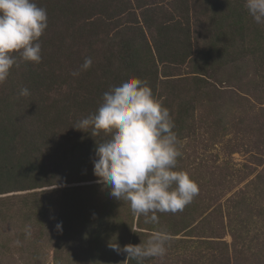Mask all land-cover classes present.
<instances>
[{
    "label": "trees",
    "instance_id": "16d2710c",
    "mask_svg": "<svg viewBox=\"0 0 264 264\" xmlns=\"http://www.w3.org/2000/svg\"><path fill=\"white\" fill-rule=\"evenodd\" d=\"M35 2L48 13V27L40 38L42 60L24 61L12 53L16 63L0 84V193L58 184V178L69 179L71 172L92 177L96 146L109 137L103 131L93 136L91 130L73 125L96 112L104 92L129 77L147 80L169 109L179 139L194 138L199 132L194 118L196 96L202 93L207 77L246 56L254 62L261 57L258 65L264 63V24H257L248 14L245 0ZM86 57L93 60L91 68L73 76ZM24 87L30 90L29 96L18 95ZM64 170L68 173L60 176ZM192 178L199 186L198 171ZM97 179L92 183L100 186ZM104 195L105 201L92 198L83 204L82 223L89 228L86 211L104 215L106 210L104 216H110L108 209L122 210L108 191ZM197 204L194 198L175 215H191ZM121 207H127L126 227L134 223L135 216L139 227L144 225V217L133 214L129 203ZM169 214L173 213H158ZM107 223L103 222L106 232ZM174 229L181 231L180 225ZM99 232L92 233L96 242L103 240ZM133 233L131 244L145 241L140 237L147 233ZM127 264L137 261L128 258Z\"/></svg>",
    "mask_w": 264,
    "mask_h": 264
},
{
    "label": "rangeland",
    "instance_id": "374dc122",
    "mask_svg": "<svg viewBox=\"0 0 264 264\" xmlns=\"http://www.w3.org/2000/svg\"><path fill=\"white\" fill-rule=\"evenodd\" d=\"M260 58L254 62L246 56L224 66L216 76L207 77L196 96L199 132L194 138H178L182 155L176 167L191 177L198 171V208L191 215H159V224L152 228L145 223L139 227L135 216L134 230L147 233L140 237L145 241L158 229L173 236L166 255L154 257L150 264H264V63L258 65ZM64 172L58 174L65 176ZM86 176L71 172L69 179L58 178V184L0 193V264H127V254L109 246L117 241L123 247L134 240L133 224L125 226L127 207L115 199L120 212L108 209L111 215L104 216L106 210L104 215L86 211L91 227L83 224V204L92 198L105 201V192L110 193L92 183L95 175ZM28 225L30 238L25 236ZM179 225L181 231L176 232ZM94 230L102 231V241L93 239ZM17 240L20 246L15 245Z\"/></svg>",
    "mask_w": 264,
    "mask_h": 264
},
{
    "label": "clouds",
    "instance_id": "9594fccd",
    "mask_svg": "<svg viewBox=\"0 0 264 264\" xmlns=\"http://www.w3.org/2000/svg\"><path fill=\"white\" fill-rule=\"evenodd\" d=\"M245 8L257 24H264V0H245ZM47 27V10L35 0H0V84L16 63L12 53L24 61L41 62L40 38ZM92 64V58L86 57L72 75L89 70ZM18 95L29 96L30 90L21 88ZM73 126L91 130L93 136L103 131L109 137L95 149L97 183L110 189L111 197L129 203L133 214L144 217V223L159 224L158 213L182 212L199 195L200 188L191 175L176 169L182 153L174 122L147 80L129 77L110 88L104 92L98 110ZM56 227L61 229L62 225ZM31 234L28 225L26 238ZM172 239L169 231L158 229L139 244L121 247L116 241L109 246L143 264L147 258L165 256ZM14 243L21 245L19 240Z\"/></svg>",
    "mask_w": 264,
    "mask_h": 264
}]
</instances>
